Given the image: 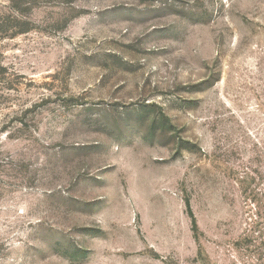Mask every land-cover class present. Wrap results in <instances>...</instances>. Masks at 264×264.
I'll return each instance as SVG.
<instances>
[{
	"label": "rangeland",
	"instance_id": "rangeland-1",
	"mask_svg": "<svg viewBox=\"0 0 264 264\" xmlns=\"http://www.w3.org/2000/svg\"><path fill=\"white\" fill-rule=\"evenodd\" d=\"M0 264H264V0H0Z\"/></svg>",
	"mask_w": 264,
	"mask_h": 264
}]
</instances>
